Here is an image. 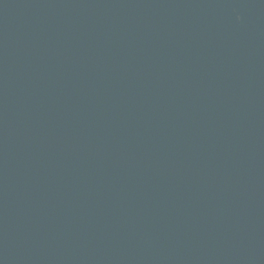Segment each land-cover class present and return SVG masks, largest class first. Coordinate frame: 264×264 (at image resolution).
I'll list each match as a JSON object with an SVG mask.
<instances>
[{
    "label": "water",
    "instance_id": "95a60500",
    "mask_svg": "<svg viewBox=\"0 0 264 264\" xmlns=\"http://www.w3.org/2000/svg\"><path fill=\"white\" fill-rule=\"evenodd\" d=\"M0 264H264V0H0Z\"/></svg>",
    "mask_w": 264,
    "mask_h": 264
}]
</instances>
